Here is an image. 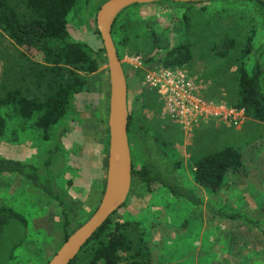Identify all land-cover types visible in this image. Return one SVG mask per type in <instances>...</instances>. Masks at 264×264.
<instances>
[{
  "label": "rangeland",
  "instance_id": "obj_1",
  "mask_svg": "<svg viewBox=\"0 0 264 264\" xmlns=\"http://www.w3.org/2000/svg\"><path fill=\"white\" fill-rule=\"evenodd\" d=\"M104 1L77 0L68 15L71 38L88 44L102 63L86 75L87 89L74 96L50 137L45 139L31 121L7 119L0 157L40 168L59 200L32 191L22 176L0 174V205L15 208L24 218L6 228L0 264H45L63 240L64 220L65 230L72 233L100 203L108 158L109 73L95 18ZM8 3L18 14L26 12L25 0ZM113 37L127 79L129 147L135 168L144 162L142 134L156 136L171 160L179 162L177 178L205 203L176 197L158 183L146 185L133 176L125 203L112 215V220L125 223L123 232L131 246L123 262L136 258L149 264H264V122L244 115L236 126L213 118L185 129L162 116L165 97L152 85L165 70L172 79L183 74L203 100L236 107L239 66L251 73L258 63L264 92V8L255 0L132 5L118 17ZM249 38L251 50L245 51ZM181 42L190 45L191 60L162 67L157 58ZM39 63L0 29V96L17 88L43 98L48 86L38 78ZM227 146L240 151L245 173H228L218 191L197 184L194 162ZM206 203L254 222L210 213ZM89 260L83 251L75 264Z\"/></svg>",
  "mask_w": 264,
  "mask_h": 264
},
{
  "label": "trees",
  "instance_id": "obj_2",
  "mask_svg": "<svg viewBox=\"0 0 264 264\" xmlns=\"http://www.w3.org/2000/svg\"><path fill=\"white\" fill-rule=\"evenodd\" d=\"M88 1L85 0L86 3ZM255 1L264 8V0ZM76 2L77 0H25L26 12L20 15L8 0H0V29L17 46L39 58L38 78L48 86V92L43 98L23 94L17 88L8 90L0 96V137L6 133L8 117L14 116L24 121H31L32 125L41 131L42 136L48 139L53 127L66 114L74 96L87 89L86 75H91L99 69L102 60L96 56L95 51L88 44L73 40L70 36L68 15ZM122 12L113 23L112 37L114 25ZM96 31L99 33L97 28ZM230 42L226 40V44H231ZM115 46L117 49L116 44ZM99 50L104 52L102 41ZM244 50H251L250 38ZM117 53L120 57L118 49ZM191 58L190 45L181 42L168 48L157 59L162 67L172 68L185 65ZM260 77L261 69L258 63L251 73H248L243 66H239V100L235 106L242 108L246 116L264 122V92ZM129 124L128 115V128ZM142 142L144 162L139 169H136L132 162L131 176H138L146 185L158 183L176 197L203 204V200L183 186L177 178L175 172L179 168V162L171 160L156 136L143 133ZM193 168L194 181L211 191H218L223 187L228 173H245L240 151L231 146L200 157L194 162ZM0 174L22 176L29 182L32 191L59 200L47 181L42 179L40 168L34 165L17 159L0 157ZM205 208L210 213L224 218L243 217L248 222H254L234 210L214 209L209 203H206ZM63 212L65 213V210ZM112 215L69 264H75L83 251L90 255L89 264H149L148 261L136 258H132L127 263L123 262V254L129 252L131 246L123 232L125 223L112 220ZM13 220L20 222L24 221V218L15 208L0 205V243L6 228ZM66 225L65 219L63 240L58 248L71 234L65 230ZM261 238L264 241V230L261 231ZM47 262L48 260L45 264Z\"/></svg>",
  "mask_w": 264,
  "mask_h": 264
},
{
  "label": "water",
  "instance_id": "obj_3",
  "mask_svg": "<svg viewBox=\"0 0 264 264\" xmlns=\"http://www.w3.org/2000/svg\"><path fill=\"white\" fill-rule=\"evenodd\" d=\"M159 1L203 2L209 0H106L96 14V26L109 73L108 158L105 188L91 217L73 231L47 264H69L93 234L121 207L131 186L132 160L128 139L127 79L111 34L120 12L132 5Z\"/></svg>",
  "mask_w": 264,
  "mask_h": 264
},
{
  "label": "built area",
  "instance_id": "obj_4",
  "mask_svg": "<svg viewBox=\"0 0 264 264\" xmlns=\"http://www.w3.org/2000/svg\"><path fill=\"white\" fill-rule=\"evenodd\" d=\"M170 74L167 70L163 71V78L155 77L152 85L165 97L162 116L177 121L183 128L188 129L198 122L213 118L236 126L245 115L242 108L225 107L203 100L185 75L180 74L172 79Z\"/></svg>",
  "mask_w": 264,
  "mask_h": 264
},
{
  "label": "crops",
  "instance_id": "obj_5",
  "mask_svg": "<svg viewBox=\"0 0 264 264\" xmlns=\"http://www.w3.org/2000/svg\"><path fill=\"white\" fill-rule=\"evenodd\" d=\"M207 125L209 126V124H207ZM207 125H202V127H207ZM213 125H214L213 127H214V128H217V130L220 129V128H219V127H220L219 125H215V124H213ZM219 150H220V149H219ZM208 154H209V153H208Z\"/></svg>",
  "mask_w": 264,
  "mask_h": 264
},
{
  "label": "flooded vegetation",
  "instance_id": "obj_6",
  "mask_svg": "<svg viewBox=\"0 0 264 264\" xmlns=\"http://www.w3.org/2000/svg\"><path fill=\"white\" fill-rule=\"evenodd\" d=\"M128 106V105H127ZM128 113H129V111H128ZM128 139H129V131H128Z\"/></svg>",
  "mask_w": 264,
  "mask_h": 264
}]
</instances>
